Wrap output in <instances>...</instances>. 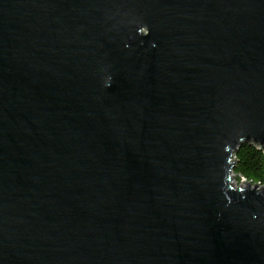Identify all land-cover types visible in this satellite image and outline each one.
Masks as SVG:
<instances>
[{"label":"water","instance_id":"water-1","mask_svg":"<svg viewBox=\"0 0 264 264\" xmlns=\"http://www.w3.org/2000/svg\"><path fill=\"white\" fill-rule=\"evenodd\" d=\"M245 141L264 0H0V264H264Z\"/></svg>","mask_w":264,"mask_h":264},{"label":"trees","instance_id":"trees-1","mask_svg":"<svg viewBox=\"0 0 264 264\" xmlns=\"http://www.w3.org/2000/svg\"><path fill=\"white\" fill-rule=\"evenodd\" d=\"M233 171L237 179L245 177L252 182H264V152L253 142H242L236 152ZM240 174V175H239Z\"/></svg>","mask_w":264,"mask_h":264},{"label":"built area","instance_id":"built-area-1","mask_svg":"<svg viewBox=\"0 0 264 264\" xmlns=\"http://www.w3.org/2000/svg\"><path fill=\"white\" fill-rule=\"evenodd\" d=\"M233 157H234V156H233ZM233 174H234V175H233ZM230 175H233V176L230 178V182L232 183L233 186L237 187V185H238V183H239V181H240V178L237 179V175L235 174V172L233 171V169H231V171H230ZM244 178H245V177H244ZM245 180H246L247 182L250 183V186H253L254 183H255V182H252L251 180H248V179H246V178H245ZM245 180H242V181L240 182V186H241V187H245ZM263 184H264V182H263V183L258 182V185H259V186H262Z\"/></svg>","mask_w":264,"mask_h":264}]
</instances>
